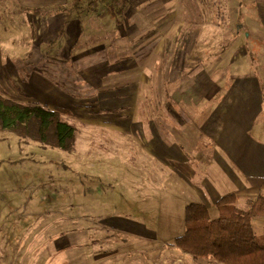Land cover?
Returning a JSON list of instances; mask_svg holds the SVG:
<instances>
[{"label": "rangeland", "instance_id": "obj_1", "mask_svg": "<svg viewBox=\"0 0 264 264\" xmlns=\"http://www.w3.org/2000/svg\"><path fill=\"white\" fill-rule=\"evenodd\" d=\"M97 1L82 0L80 8L75 10L71 0H0V38L5 36L7 29L14 31V23H20L23 28L16 31L24 29L32 39L31 43L30 38L24 40L25 46L31 45V54L35 53L36 45L47 40L55 42L57 37L64 35L68 44V39L73 35L62 26L64 15H106V5L110 1ZM207 1L213 2L211 7L205 4L179 6L190 9L194 14L207 9V20L195 19L191 22L192 33L182 39L177 38L176 49L169 54L165 53L163 58L156 51L157 38L154 33L140 38L141 32L148 27L147 22L141 18L142 14L149 10L150 13H155L159 7L156 6V1L142 7L141 0H128L132 3L127 5L125 15L116 16L113 21L114 24H123L126 22L123 16L128 19L124 29L119 27L116 31L115 51L110 49L102 52L103 46L99 45L101 34L80 28V38L72 39L70 52L65 55L64 60V55L59 51L51 54L52 69L49 73L50 77L56 78L60 83L68 82L70 88L76 89L75 95L68 94L67 97L63 93L58 98L57 95L46 96L35 92L37 98L48 99L36 105L47 109H68L71 115L63 120L75 128V142L78 144L79 138L84 134H92L86 132L87 124L98 125L97 121H107V117L113 119L110 114L105 117L104 113L97 110V106L87 109L85 105L92 103L88 97L94 92L98 81H101L98 75L105 73L103 59H108L111 67L116 59V67L129 61L146 62L149 85L143 86V99H139L134 108L140 109L139 105H142L148 120L157 124V115L163 114V109L167 111L173 105L185 118H196L180 121L179 126L183 127L190 121L200 119L206 108H214L215 100L205 102L191 96H175L174 103L167 100L174 89L180 91L189 87V76L198 78V75L204 74V70L199 67L185 70L183 63L187 67L196 61H206L212 66V59L213 70L205 71L217 76V63L224 55L229 59L233 52L225 54L224 47L225 40L228 39L226 27L230 28L234 23H241L244 28L242 33L250 34L244 43L255 52L254 61L252 60L254 69L261 59L256 53L264 45V41L253 37L264 33V18H256L255 23L249 18L246 21L235 19L237 10L242 13V8L246 18L251 17L252 13L256 14L258 9L264 14V0H242V5H237L232 0ZM119 2L114 3L118 8L121 5ZM112 4L113 1L111 6ZM116 10L118 9L114 8ZM209 12H212L211 20ZM165 25L167 27L166 23ZM210 32L211 37L208 35ZM171 38L169 36L168 39ZM259 38L262 39V36ZM238 39L243 42L244 37ZM207 40L212 41L211 51L203 49ZM90 46L92 47L88 48ZM14 54L0 45V57H4V60L6 55L12 58ZM27 54L23 53L13 60L30 61ZM91 58L95 61L86 62ZM32 60L39 61L36 54ZM67 61L69 63L66 68L64 63ZM88 82L92 83L89 84L90 87ZM77 83L87 85L82 87ZM78 88L87 91H82L83 95ZM156 88L160 94L165 92L166 100H157ZM182 99L185 104H182ZM138 116L132 122L139 123ZM118 118V123L121 124H129L131 120L123 116ZM186 134L191 138L192 129H188ZM108 146H101L102 156H99L100 165L96 171L99 177L93 178L86 177L79 171H70L77 165L75 162L68 164L67 156L70 153L43 147L29 139L0 131V264H218L210 259L193 260L191 256L172 248L173 240L184 232V207L189 203L184 204L185 198H179L171 190L169 180H164L163 187L161 183H156V179H152V171L147 175L140 170L139 165H132L139 160V153L132 152V157L136 160L128 162V158H114L113 152H105ZM131 183H134L133 189ZM214 212L215 209L211 210V215ZM258 219L264 220H253L252 231L261 238L264 237V223L255 222ZM132 220L144 224L150 231L169 233L159 238L161 242L137 239L130 234L132 231L139 232L137 225L129 223ZM171 237L174 239L171 240Z\"/></svg>", "mask_w": 264, "mask_h": 264}, {"label": "crops", "instance_id": "obj_2", "mask_svg": "<svg viewBox=\"0 0 264 264\" xmlns=\"http://www.w3.org/2000/svg\"><path fill=\"white\" fill-rule=\"evenodd\" d=\"M154 1L159 7L156 8L155 13H150L149 10L144 15L142 14L141 18L147 22L148 27L141 32L140 38L154 33L157 38L156 51L162 58L165 53L169 54L171 50L176 49L177 38L182 39L192 33L191 26L193 24L191 22L195 19L207 20V9L194 14L190 9L183 7L193 4H205L211 7L213 3L207 0H141V5L143 7ZM232 1L237 5L244 3L242 0ZM179 6L183 7L179 8ZM164 8L167 9L164 10ZM105 13L106 15L101 16L95 13H84L75 15V17H70L67 13L63 14L62 26L69 29L73 35L68 39V44L65 41L66 35L57 37L55 42L47 40L36 45L34 54L29 51L31 45L25 46L24 43L25 39L30 38L26 34L27 32L24 29L16 31L23 28L22 24L14 23V31L4 29L6 33L3 38H0V45L4 46L7 51L16 53L12 58L6 55V60L4 57H0V93L2 96L22 104H38V102L48 99L47 97L46 99L37 98L34 95L35 92L44 93L46 96L57 95L58 98L63 93L67 97L68 94L75 95L76 89L70 88L68 82L60 83L56 81V78L49 76L52 69L51 54L54 51H59L64 55V60L65 55L70 52L72 39L80 38V28L90 29L101 34L99 45L103 46L102 52L110 49L115 51L117 49L114 39L116 31L119 27H121L119 29H124L128 19L123 16V20H126L125 23L114 24L116 16ZM209 13L211 20L212 12ZM242 13L237 10L236 21L238 19L246 21L249 18L255 23L256 18V20L264 18V14H261L259 9L256 14L252 13L251 17L247 18ZM127 18H130V15H127ZM151 23L156 26L154 27ZM233 26L236 28L234 29ZM226 29L228 30L226 36L228 39L225 40V54L233 52L229 59L224 55L222 60H219L215 69L217 76H213L212 72L207 74L205 71V69L213 70L212 59L210 60L212 66L206 61H196L186 67L182 62L185 70L186 68L190 70L199 67L204 70V74L203 76L198 75V78L189 76L187 79L189 87L180 91L174 89L168 95L167 100L174 103L175 96L181 98L191 96V98L200 101H216L212 110H206V108L200 119L190 121L183 127L178 125L180 121L196 118L193 116L185 118L174 105L167 111L163 109V114L157 115V119L162 117V120H157V124L154 121H149L147 125H143L142 122H132V119L141 113L134 106L139 99H143L144 89L142 88L149 85L147 64L146 62L129 61L127 64L122 63L116 67L117 60L115 59L111 67L109 60L103 59L102 63L106 66L105 73L98 75V79L101 81H98L97 87L93 89L94 92H91L88 97L92 103L85 106L89 109L95 105L98 107V111L104 113L105 117L110 114L113 119L107 117V121H97L98 125L87 124L86 132L92 134L90 136L84 134L79 138V143L75 142L76 145H73V151L67 156V162L68 164L75 162L77 165L70 171L82 172L86 177H99L96 171L100 165L99 156H102L101 146L109 145V149L106 148L105 152H113L114 158L116 156L128 158V162L136 160L132 157L133 153H139V160L134 161L132 165H139L140 170L147 175L152 171L153 174L150 175L152 179H156V183H161L163 187H165L164 180H169L168 184L171 190L179 198H185L184 204H203L204 207H207L211 219L217 218V211L211 215V210H216L214 207L216 202L225 195H236L237 201L234 205L245 209L250 201L263 194L264 45H261L256 53L261 59L257 68L254 69L252 63L255 52L248 49V45L246 46L244 43V40L247 42L246 37H249L250 34L242 33L244 28L241 23H234ZM61 32L62 30L60 34ZM263 34H260L262 39L259 38L260 35L252 36L264 41ZM208 35L211 37V32ZM169 36L172 37L170 40ZM126 37L124 36V38ZM241 37H244L243 42L238 39ZM19 41L22 42L19 43ZM31 41L30 38L29 42L31 43ZM211 44L212 41L207 40L203 49L211 51ZM23 46H25L24 49ZM57 47L59 50H55ZM21 49L23 50L21 51ZM248 51L253 55L252 58ZM23 53L29 54L27 56L30 61L13 60ZM35 54L39 59L37 62L32 60ZM100 59L102 58L100 57ZM89 61L94 62L95 59L91 58L86 62ZM68 63L69 61L64 63L66 68ZM219 64L221 65L220 69ZM77 84L82 87L87 85V83ZM77 84L76 87H78ZM89 84L92 83L88 82V87H90ZM78 89L80 90V88ZM80 91L82 93L87 90L82 88ZM215 97L216 99H214ZM162 99L166 100L165 92L162 91L160 94L157 90V100L162 101ZM183 101L182 99V104H185ZM122 116L130 118V123H118V117ZM188 129H192L191 138L186 134ZM120 151L123 153L119 154ZM131 184H133L131 186L133 189L134 183ZM258 221L264 223L263 219H258L255 222ZM129 223L139 227V232H130L137 239H154L161 242L159 238L161 239L165 233H169V231H150L144 224L133 220ZM173 239L171 237V240Z\"/></svg>", "mask_w": 264, "mask_h": 264}, {"label": "trees", "instance_id": "obj_3", "mask_svg": "<svg viewBox=\"0 0 264 264\" xmlns=\"http://www.w3.org/2000/svg\"><path fill=\"white\" fill-rule=\"evenodd\" d=\"M71 1L73 9L78 10L82 0ZM98 1L103 3L104 0ZM109 1L106 12L119 17L130 4L128 0ZM117 1H120V8L114 5ZM114 8L118 10L114 11ZM249 55L252 58L251 53ZM139 108V121L147 125L150 120L142 105ZM70 115L66 108L47 109L36 104H22L0 93V131L68 154L73 151L76 132L63 120ZM158 119L162 120V117ZM236 201L234 194L220 198L214 206L216 219L210 218L203 204H188L184 207V232L173 240L172 248L193 260L210 259L218 264H264V237L259 238L252 231V220L264 218V195L256 196L245 209L235 206Z\"/></svg>", "mask_w": 264, "mask_h": 264}]
</instances>
